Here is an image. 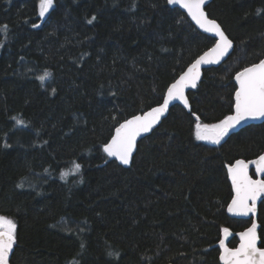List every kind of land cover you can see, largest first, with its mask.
Wrapping results in <instances>:
<instances>
[{
    "label": "trees",
    "instance_id": "16d2710c",
    "mask_svg": "<svg viewBox=\"0 0 264 264\" xmlns=\"http://www.w3.org/2000/svg\"><path fill=\"white\" fill-rule=\"evenodd\" d=\"M39 4L0 0V215L17 225L10 263L220 264L223 228L251 222L227 214L226 166L264 151V121L213 144L196 139V117L213 124L233 112L235 74L264 57V0L207 5L233 50L203 70L187 107L173 105L138 141L128 167L103 152L114 128L159 104L214 39L167 0H54L45 17ZM257 220L264 247V198Z\"/></svg>",
    "mask_w": 264,
    "mask_h": 264
},
{
    "label": "snow or ice",
    "instance_id": "6c2138e0",
    "mask_svg": "<svg viewBox=\"0 0 264 264\" xmlns=\"http://www.w3.org/2000/svg\"><path fill=\"white\" fill-rule=\"evenodd\" d=\"M167 2L170 5H179L186 9L187 15L200 29H203L206 33H214L218 40H216L214 47L204 52L167 88V95L163 98L162 105L152 108L143 115H135L115 128V134L111 137L110 142L103 146V152L107 154V157H115L123 165L130 163L133 151L136 148L137 138L141 134L153 130V127L160 122L161 117L169 109L171 101L178 100L185 107L188 106L189 102L185 97V89L197 87V81L201 76L200 66L202 64L220 63L230 49L233 48L232 40L225 34L220 24L206 15L203 9L205 0H167ZM53 7L54 0H40L39 16L45 17ZM95 19L96 17L93 16L92 20ZM33 27H38V25H33ZM6 30L7 25L0 27V31ZM2 46L0 44V47ZM50 76L51 73L45 71L43 75L37 77L41 87ZM234 79L238 87L234 92L233 114H229L213 124L201 123L200 118L197 116L195 124V137L197 140L220 144L230 130L235 129L242 122L264 118V60L244 67L235 74ZM52 91L55 93V89H52ZM12 119L16 121L17 125L24 124V121L16 117H12ZM5 146L7 147V145ZM250 164L255 165L257 175L264 176V154L249 162L238 159L227 167L235 193L227 211L234 215L249 216V214H255L257 200L264 196V179H254L249 174ZM80 170L81 165L74 162L72 169L69 171L79 173ZM68 174L64 172L61 176L63 178ZM23 186L22 183L17 185L19 188H23ZM257 228V223L253 221L250 227L240 232L238 234L240 243L234 249L227 247L226 238L231 233L227 227L223 228L225 238L219 241L222 250L219 259L222 264H264V248L258 246L260 236ZM16 233V223L12 219L0 215V264H9L10 254L17 244ZM83 247L82 243L81 248L83 249ZM109 255L114 254L109 253Z\"/></svg>",
    "mask_w": 264,
    "mask_h": 264
},
{
    "label": "water",
    "instance_id": "95a60500",
    "mask_svg": "<svg viewBox=\"0 0 264 264\" xmlns=\"http://www.w3.org/2000/svg\"><path fill=\"white\" fill-rule=\"evenodd\" d=\"M212 0H205V4H204V6H203V9H204V11H205V13H206V15L209 17V15H208V13H207V11H206V7H207V5L211 2ZM173 7H177V8H179L183 13H185L186 14V16L188 17V19L192 22V24L198 29V30H200L201 32H203V33H205V34H207V35H210L213 39H214V43L208 48V49H206L205 51H203L201 54H199L189 65H187L186 66V68L169 84V86L172 84V83H174L175 82V80L176 79H178L179 78V76L181 75V74H183L186 70H187V68L196 60V59H198L201 55H203V53L204 52H206V51H208L209 49H211L212 47H214V45H215V43H216V40H218V37H215V34L214 33H206V32H204V30L203 29H200L199 28V26L198 25H196L195 24V22L194 21H192L191 20V17H189L188 15H187V10L186 9H183L182 7H180L179 5H172ZM210 19H213V18H211V17H209ZM213 20H215V19H213ZM216 21V20H215ZM217 22V21H216ZM218 23V22H217ZM219 24V23H218ZM221 26V25H220ZM222 28V27H221ZM222 30H223V28H222ZM224 31V30H223ZM225 32V31H224ZM226 34V33H225ZM227 35V34H226ZM228 36V35H227ZM230 39V38H229ZM233 42V41H232ZM233 47H234V43H233ZM232 50H233V48L232 49H230V51H229V53L220 61V63H218V64H216V63H213V64H202L201 66H200V72H201V76H200V79L197 81V85L199 84V82H200V80H201V78H202V75H203V70L204 69H206V68H209V67H217L218 65H220L222 62H224L227 58H228V56L231 54V52H232ZM261 60H264V57L261 59ZM259 62V61H258ZM258 62H256V63H258ZM255 64V63H254ZM252 65V64H251ZM251 65H249V66H251ZM247 67V66H246ZM242 70V69H241ZM240 70V71H241ZM239 72V71H238ZM235 84H236V88L238 87V84L236 83V81H235ZM168 86V87H169ZM167 87V88H168ZM195 89V88H194ZM193 88H187V89H185V97H186V99L188 100V98H187V93L189 92V91H191V90H194ZM166 95H167V89H166V91H165V93H164V96H163V98L164 97H166ZM234 97V96H233ZM162 103H163V99H162V101L159 103V104H157V105H155V106H152V107H150L149 109H147V110H145L144 112H142V113H138V114H135V115H143L144 113H146V112H148V111H150L152 108H154V107H158V106H160V105H162ZM173 105H180V106H182V107H185L184 106V104L181 102V101H178V100H173V101H171L170 102V104H169V109L173 106ZM169 109L164 113V115L161 117V119H160V122L157 124V125H155L154 127H153V130L161 123V121L167 116V114H168V112H169ZM233 112H234V108H233ZM233 112L231 113V114H233ZM135 115H133V116H135ZM133 116H131V117H129V118H127V119H125L124 121H122L121 123H123V122H125L126 120H128V119H131ZM264 121V118H261V119H255V120H248V121H246V122H242L241 123V125H238L235 129H233V130H230L231 132H235V131H238V130H240L241 128H243V127H245V126H248V125H250V124H257V123H261V122H263ZM120 124V123H119ZM119 124L116 126V127H118L119 126ZM115 127V128H116ZM115 128H114V130H113V133H112V135H111V137L115 134ZM152 130V131H153ZM152 131H150L149 133H143V134H141V136L140 137H138L137 138V143H138V141L140 140V139H142V138H144L145 136H147V135H149ZM111 137L109 138V140L107 141V143H109L110 142V140H111ZM107 143H105V145L107 144ZM136 150H137V144H136V148L134 149V151H133V154H132V157H131V159H130V163L128 164V165H123L120 161H118L115 157H109L110 159H113V160H115L118 164H120L121 166H123V167H128L130 164H131V162H132V159H133V156H134V154H135V152H136ZM261 154H264V151L262 152V153H260L259 155H261ZM105 155L107 156V154L105 153ZM259 155L258 156H256V157H254V158H252V159H248V160H245V159H243V160H245L246 162H249V161H252V160H254V159H257L258 157H259ZM239 159H242V158H239ZM236 160H238V159H236ZM235 160V161H236ZM234 161V162H235ZM233 162V163H234ZM232 164V163H231ZM230 164H228L227 166H226V170H227V167L229 166ZM254 172V175H252L251 174V172ZM249 174L250 175H252L253 176V178L254 179H257V178H260V179H264V176H260V175H257L256 173H255V165H252V164H250L249 165ZM227 175H228V180H229V182H230V185H231V189H232V197L234 196V189L232 188V183H231V177H230V175L228 174V172H227ZM232 197H231V199H232ZM264 198V196H262L261 198H259L258 200H257V204H256V212H255V214H249V216H238V215H234V214H232V213H229L228 211H227V214H228V216L229 217H232V218H242V219H250L251 218V223L253 222V221H255L256 223H257V225H258V228H257V231L259 230V223H258V220H257V218H258V206H259V204H260V202H261V200ZM231 199H230V201H229V203H228V205H227V208H228V206H229V204L231 203ZM251 223H250V225L248 226V227H250L251 226ZM247 227V228H248ZM247 228H245V229H243V230H241V231H239V232H237L236 233V237H237V240H238V242H237V245H236V247L239 245V243H240V238H239V233L240 232H243V231H245ZM230 230V229H229ZM230 235L226 238V245H227V247H229L230 249H234V248H236V247H230L229 245H228V241L232 238V236H233V233H232V231L230 230ZM225 237H224V233H223V231L221 232V237H220V239H219V241L221 240V239H224ZM219 241H218V243H217V245H218V247H219V257H220V254H221V248H220V245H219ZM260 244V242L258 243V246L259 247H262V246H260L259 245ZM262 248H264V247H262ZM14 249V248H13ZM13 252V251H12ZM12 254V253H11ZM11 254H10V257H11ZM10 257H9V264H11L10 263ZM219 262H220V264H222V261L219 259ZM165 264H172V263H165Z\"/></svg>",
    "mask_w": 264,
    "mask_h": 264
},
{
    "label": "flooded vegetation",
    "instance_id": "af4514ba",
    "mask_svg": "<svg viewBox=\"0 0 264 264\" xmlns=\"http://www.w3.org/2000/svg\"><path fill=\"white\" fill-rule=\"evenodd\" d=\"M250 220H251V218H250ZM250 223H251V222H250ZM249 225H250V224H249ZM249 225H248V226H249ZM248 226H247V227H248ZM247 227H246V228H247ZM244 229H245V228H244ZM242 230H243V229H242ZM238 232H239V231H238ZM232 233H233V232H232ZM236 233H237V232H236ZM236 233H233V236L236 237ZM233 236H232V237H233ZM236 238H237V237H236ZM230 240H231V239H230ZM230 240H229V241H230ZM229 241H228V245H229ZM237 242H238V240H237ZM236 245H237V243H236ZM236 245H235V246H230V247H236ZM259 245H260V244H259Z\"/></svg>",
    "mask_w": 264,
    "mask_h": 264
},
{
    "label": "rangeland",
    "instance_id": "374dc122",
    "mask_svg": "<svg viewBox=\"0 0 264 264\" xmlns=\"http://www.w3.org/2000/svg\"><path fill=\"white\" fill-rule=\"evenodd\" d=\"M207 142H210V141H207Z\"/></svg>",
    "mask_w": 264,
    "mask_h": 264
}]
</instances>
